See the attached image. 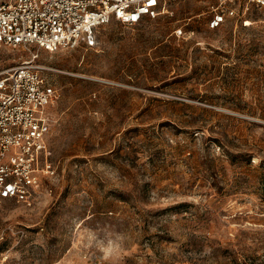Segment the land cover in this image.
<instances>
[{
    "label": "rangeland",
    "instance_id": "rangeland-1",
    "mask_svg": "<svg viewBox=\"0 0 264 264\" xmlns=\"http://www.w3.org/2000/svg\"><path fill=\"white\" fill-rule=\"evenodd\" d=\"M220 2L32 48L60 94L54 173L0 200V264H264V10L210 29ZM31 57L2 49L0 72Z\"/></svg>",
    "mask_w": 264,
    "mask_h": 264
},
{
    "label": "built area",
    "instance_id": "built-area-1",
    "mask_svg": "<svg viewBox=\"0 0 264 264\" xmlns=\"http://www.w3.org/2000/svg\"><path fill=\"white\" fill-rule=\"evenodd\" d=\"M182 0H1L0 50L23 48L32 57L0 72V200L31 203L44 174L50 107L59 92L37 64L32 48L56 52L97 43L98 29L112 21L134 25L167 11ZM238 4V5H237ZM264 10V0H221L208 21L218 29L238 15L241 7ZM10 229L0 223V241Z\"/></svg>",
    "mask_w": 264,
    "mask_h": 264
}]
</instances>
